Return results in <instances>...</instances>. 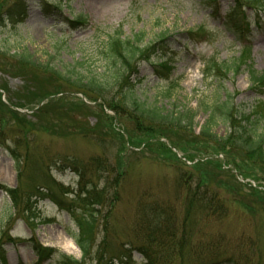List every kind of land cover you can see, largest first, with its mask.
I'll use <instances>...</instances> for the list:
<instances>
[{
    "label": "rangeland",
    "instance_id": "1",
    "mask_svg": "<svg viewBox=\"0 0 264 264\" xmlns=\"http://www.w3.org/2000/svg\"><path fill=\"white\" fill-rule=\"evenodd\" d=\"M27 1L29 12L23 23L11 25L6 17L0 21V53L6 54L8 63L14 66L17 65V55L25 53L31 57L37 70L24 67L26 80L0 73V84L6 81V89L13 102L20 98L24 104L27 99L24 93L29 87L37 86L44 96L56 90L59 93L47 98L45 102L50 112L41 115L38 114L37 104L27 102L28 106L18 110L20 116H17L0 98V118L7 122L0 127V184L11 189L19 188L22 193L29 191V180L16 173L7 147L15 150L24 163H43L55 183L68 191L78 187V176L70 163L85 165L94 160L109 163L113 168V173L108 175L110 180L119 178L117 169L122 173L119 185L117 182L115 185L118 201L111 210L107 207L102 209L104 215L106 212L110 215L105 224L99 222L96 244L104 237L105 250L119 259L121 244L134 241L133 225L140 204L155 201L169 206L178 219L183 216L185 196L177 177L179 173H197L188 163L199 165L204 173L213 174L224 169V172L228 170L237 176L233 165H240L242 157L233 151V156L218 154L215 149L221 145L220 142L211 145L204 138L187 135L184 130L176 132L169 129L163 139L155 135L157 139L146 140L134 131L132 122L128 120L134 115L127 117V112L121 110L115 113L100 100L94 102L83 94L66 89L67 86L59 78L55 79L45 72V66L63 75L75 70L83 77L104 78L112 84L114 67L108 64L103 49L107 37L120 34L122 39H132L143 35L140 46L144 47L153 42L159 43V37L166 35L169 39L155 48L149 60H141L136 72L130 75L132 85L127 87L119 81V86L112 87L107 97H112L115 103L122 106L133 98L166 113L177 108L195 111L198 103L210 101L219 93L225 98L231 95L238 108L249 112L256 101L264 105V87L253 89L245 71L234 76L228 74L227 80L213 83L202 78L201 61L215 57L218 62L230 63L244 53L243 47L248 44V63L255 71L263 73L264 20L256 24L254 16L264 6V0H251L249 4L253 8L245 9L251 22L246 43L222 25L223 16L234 5L233 0H215L213 3L212 0H73L69 7L65 5L66 0ZM40 3L50 5V12L45 15ZM55 3L61 6V13L58 9V12L54 10ZM79 15L88 20V24L73 28L69 22ZM233 21L236 23L237 18L234 17ZM203 28L210 33L206 41L198 43L201 38L188 40L187 31L199 33ZM160 63L172 68V82L157 77L155 70H162L155 64ZM79 103L86 104L92 112L86 119H73L76 123L82 122L81 125L60 114L61 107ZM206 119V114H197L191 128L194 136H199L200 127ZM212 131L218 138H226L228 126L217 122ZM196 146H200L198 152H203L193 155L190 150L197 149ZM209 161H217L227 167L221 169L220 165L217 169ZM202 176L205 178V175ZM263 176L259 177L263 179ZM29 178L34 179L35 175ZM236 178L241 183L240 178ZM263 180L249 178L241 183L244 187H239L229 175L220 174L218 180L210 184L212 189L219 191V201L224 204L226 213L218 220L216 215L199 214L193 232L202 236L204 233L207 239L218 235L229 251H234V247L239 249L234 251L235 255L247 260L250 257V264H264ZM36 182L42 181L37 178ZM102 185L100 181V187ZM249 187H254L256 191ZM232 189L234 193H231ZM108 192L112 189L109 188ZM210 196L209 192L206 198ZM62 198L68 200L71 197ZM30 209L29 212H23L21 207L13 209L10 198L0 191V243L6 252L5 264H37L38 258L31 246L34 243L63 253L54 245L55 234L64 232L68 235L77 231L70 216L48 197L30 205ZM106 224L109 236H104L102 232V226ZM195 237L193 241L197 243ZM15 239L17 242H10ZM71 256L79 259L80 253ZM57 257L45 264H56ZM125 262L117 260L116 264L143 263L136 252L131 254L129 263ZM192 262L193 258L184 260V264ZM86 264L96 262L90 260Z\"/></svg>",
    "mask_w": 264,
    "mask_h": 264
},
{
    "label": "trees",
    "instance_id": "2",
    "mask_svg": "<svg viewBox=\"0 0 264 264\" xmlns=\"http://www.w3.org/2000/svg\"><path fill=\"white\" fill-rule=\"evenodd\" d=\"M239 1L247 3L250 0ZM40 8L45 9L48 7ZM56 8L60 9L61 7ZM244 8L232 7L225 16L224 25L233 32L248 31V17L245 15ZM27 11L26 0H0V21L3 17H6L12 24L21 23L26 18ZM259 14L264 17V7H261ZM259 14H257L258 21L261 19ZM233 17H241V20L237 24H231ZM242 21H244L246 28L241 26ZM86 24L87 21L79 17L71 25L72 27H78L86 26ZM195 35L196 33L192 31L187 32V36L190 38ZM142 37L143 35H139L132 39H122L120 34H116L115 36L107 37L105 40L103 46L105 57L108 64H112L114 67L113 76L115 79L112 84L104 78L89 79L83 77L75 70L63 75L48 65L45 66V72L55 79L59 78L67 86L66 89L83 94L94 102L100 100L106 108L112 109L115 113H119L121 110L127 112V117H133L134 115L133 118H128V120L130 123L132 122L131 126L134 127V131L139 136L145 137L146 140L157 139L155 135L163 139L166 137L169 129H173L176 132L184 130L187 135L192 137L204 138L211 145L220 142L219 144L221 145L215 149L218 154L223 153L226 156H233V151L242 157V159H239L242 163L240 165H233V167L243 178L257 177L259 180H263L264 176L263 179L259 177L260 175H264V105L261 102L256 101L251 106V110L245 112L244 109H240L234 104V98L231 95L225 98L216 93L215 97H212L210 101L202 100L198 103L195 111L187 108L184 110L177 108L175 111L165 113L156 106H146L136 99H129L128 103L125 102V106H122L120 103H115L112 97H107L112 87L119 86V81L127 87L132 85L130 83V75L136 72L139 62L141 60H149L155 48L157 49L158 45L169 39L166 35H162L159 37V43L153 44V42L141 47ZM5 55L4 53H0V71L6 75L21 77L26 80L24 67L37 70L34 62L31 61V57L25 53L17 55L16 66L10 65ZM248 55L249 47L245 46L244 53L230 63L218 62L215 58L204 59V78L216 83L227 80L228 74L234 76L240 71H245L248 75L250 86L253 89L263 88L264 72L258 73L253 69L252 64L248 63ZM164 68L166 69L165 66ZM28 76L32 77L30 74ZM31 82L34 83L32 79ZM0 88L5 92L7 91L5 85ZM42 93L37 86L35 88L29 87L24 93L27 97L24 100L25 104L19 98L15 104L9 100L10 106L23 109L28 106V102V104H37L38 108L35 107L37 110L39 109V115L49 113V106L45 101L48 97L59 93V91L47 93L46 96ZM42 102L44 103L39 106ZM7 108L11 113L20 116L13 108L9 106ZM84 111L91 112L87 105L79 103L72 104L70 107H61L60 114L69 118L75 124L76 122L73 121V117H76L77 114L80 115ZM199 112L206 114L207 119L204 125L200 127L199 136H194L191 128ZM217 122H222L228 126L226 138H218L213 133L212 128ZM6 124L7 122L0 118V127ZM131 140H133L132 137ZM193 143L195 144L196 142L193 141ZM132 144L134 143L132 142ZM163 145L162 147H164ZM198 147L200 146H196L197 149L192 148L190 150L193 152V155L203 152H198L200 150ZM7 149L14 160L16 173L28 179L31 184L28 185L29 191L25 193H22L19 188L11 189L0 184V190L9 196L12 208L19 210L21 207L23 208V212H29L31 211L30 205H36L41 198L48 197L68 213L76 226L77 231L70 233V235L80 250V260L64 254H58L53 249H43L40 245L34 243L32 244L33 249L39 258L47 260L52 258L53 255H57V264H86L90 260H94L96 264H115L114 259H117V257L109 255L107 250H105L106 239L102 237L98 245L96 244V240L99 222L102 221L101 225L105 224L110 215L109 212H106L104 215L102 209L107 207L111 210L118 201L115 185L116 182L119 185L122 173L117 169L119 178L116 179L115 177L110 180L108 175L113 173V168L109 163H99L96 160L93 163L85 165L70 163L71 168L76 171V175L78 176V187L76 190L68 191L62 185L55 183L48 175L47 167L43 163H24L15 150L9 147ZM217 153L215 154L217 155ZM208 163L213 164L217 169H222L223 166L217 161H209ZM46 164L49 166L48 163ZM246 164H250V167H246ZM192 168L197 173H189V175L179 173L177 177V183L183 187L181 189L184 190L185 196L183 216L178 219L169 206H163L155 201L140 204L138 215L133 225L132 236L134 241L133 243L128 241V243L121 244L118 253L120 260L130 259L131 254L135 251L141 256L142 264H184V260L188 258L194 259L192 264L251 263L250 257L247 260L240 257V255H235L234 251L238 248L234 247V251H229L228 248H225L218 235L207 239L204 233L202 236L193 232V225L197 224L199 214L204 212L210 217L216 215V219L218 220L226 213L224 204L219 201V191L211 188V181H217L220 174H227L235 181L237 186H244L228 170H225V172L224 169L217 170L218 172L209 174L201 171L199 165L194 164ZM34 175V179L29 178L34 177ZM202 175H205V178ZM37 178L42 182H36ZM100 181L103 182L102 187H100ZM192 186H194L193 189ZM109 188L112 189V192H108ZM249 188L252 191H256L252 187ZM57 192H61V196H69L71 198L68 200L60 199L61 196ZM209 192L211 196L206 198ZM231 193H234L233 189ZM106 226L107 224L102 226V232L104 236H109V229ZM194 237L197 239V243H194ZM1 249L2 244L0 243V259H3Z\"/></svg>",
    "mask_w": 264,
    "mask_h": 264
},
{
    "label": "bare ground",
    "instance_id": "3",
    "mask_svg": "<svg viewBox=\"0 0 264 264\" xmlns=\"http://www.w3.org/2000/svg\"><path fill=\"white\" fill-rule=\"evenodd\" d=\"M54 245L70 255H76V253L78 252L73 241L71 239H68L62 232L60 234H55Z\"/></svg>",
    "mask_w": 264,
    "mask_h": 264
}]
</instances>
